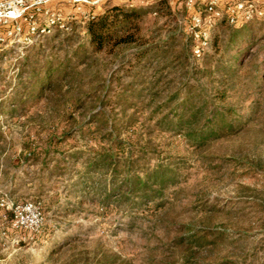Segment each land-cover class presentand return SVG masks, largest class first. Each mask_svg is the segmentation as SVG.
Listing matches in <instances>:
<instances>
[{"label": "rangeland", "instance_id": "obj_1", "mask_svg": "<svg viewBox=\"0 0 264 264\" xmlns=\"http://www.w3.org/2000/svg\"><path fill=\"white\" fill-rule=\"evenodd\" d=\"M149 1L134 5L148 9L143 41L160 52L141 63L136 46L96 51L89 43L88 15L117 0L62 4L54 12L74 18L71 31L33 44L25 29L9 35L12 24L0 25V264H264V20H256L257 43L243 57L241 81L226 89L242 128L193 147L162 130L161 112L152 115L144 102L155 90L167 97L188 79L203 83L207 60L194 58L188 13ZM224 31L213 28L202 54L215 53L213 41ZM37 59L60 69L55 87L24 84L22 72ZM134 81L142 86L130 89ZM100 113L106 124L94 118ZM113 123L125 148L100 141ZM109 148L120 160L145 152L146 167L163 163L174 171L173 184L157 198L125 200L117 182L107 197L110 171L81 175L85 159L64 154ZM59 157L64 171L52 175Z\"/></svg>", "mask_w": 264, "mask_h": 264}, {"label": "trees", "instance_id": "obj_2", "mask_svg": "<svg viewBox=\"0 0 264 264\" xmlns=\"http://www.w3.org/2000/svg\"><path fill=\"white\" fill-rule=\"evenodd\" d=\"M159 4L164 5V2H159ZM149 20V11L146 7L112 5L102 13L91 15L85 20L89 43L96 51L106 48L114 51L122 46H136L138 48L135 54L136 60L141 63L149 54L160 52L157 46L151 47L152 45L149 46L143 41L142 33ZM256 24L257 22L254 20L232 26L229 25L227 19L221 18L216 22L215 27H221L225 31L223 37H216L213 41L215 53L207 56L205 53H201L198 57L194 56L198 60L203 58L207 60L208 69L201 72L205 81L190 84L188 79L181 88L174 90L167 97H161L158 90L148 93L144 107L150 109L152 115L161 112L162 118L158 126L162 130L170 132L174 136H182L190 146L201 147L208 140L229 133L233 134L237 128H242V113L234 105L227 103L226 89L241 81L240 69L243 67V57L249 54V49L257 43L254 41L258 31ZM56 32L61 31L56 28L53 34ZM170 52L164 51L163 54L167 55ZM231 52L234 54L231 55ZM40 63L41 60L37 59L32 63L31 70L22 72L24 84L36 88L35 90L41 88L39 91L55 87L59 81L58 78H61L56 77L60 69L51 68L49 61H46L42 66ZM161 68L163 71L168 69L167 67ZM156 82V89H158L160 83ZM134 85L142 86L134 81L131 83L130 89ZM213 88L219 90V93H210ZM24 94L28 98L39 99L46 93H23V96ZM160 99H162L161 103L158 102ZM156 102L160 103L159 106L152 107ZM93 115L90 119L93 118ZM94 118L103 117L100 113L94 115ZM247 120L249 121V119L245 121ZM102 122L107 123L104 118ZM118 130L119 126L113 123L110 130L101 135L100 141L109 139L111 148L114 146L120 149L125 148L114 135ZM101 131L102 127L99 125L92 134L97 136ZM64 154L67 155L66 159H85L81 175L92 171L98 173L102 168L108 169L112 182L110 190L104 187L107 197L116 191L117 182L124 185L117 189L118 198L125 200L131 199L135 194H140L141 200L157 198L164 188L174 182L172 177L174 171L167 165L157 163L153 167H146L149 161L143 151H128L127 157L122 160L116 158L110 148L92 153L79 151ZM135 156H137L136 159H134ZM63 162L62 157H59L58 165L53 167L49 173L52 175L59 173L62 170L59 165L60 163L64 165Z\"/></svg>", "mask_w": 264, "mask_h": 264}, {"label": "built area", "instance_id": "obj_3", "mask_svg": "<svg viewBox=\"0 0 264 264\" xmlns=\"http://www.w3.org/2000/svg\"><path fill=\"white\" fill-rule=\"evenodd\" d=\"M56 1H67L75 7L87 2V0H0V25L12 24L9 35H20L25 29L28 44H33L42 36L52 34L56 28L61 32H70L74 18L65 19L61 14L48 8L49 3ZM192 6V1H189V10ZM41 17H44V24L39 22ZM221 18L227 19L229 25L234 26L242 22L264 20V10L256 2L248 0L229 2L222 8L217 0H210L203 12H191L187 28L198 43L194 49L197 57L208 46L210 33Z\"/></svg>", "mask_w": 264, "mask_h": 264}, {"label": "crops", "instance_id": "obj_4", "mask_svg": "<svg viewBox=\"0 0 264 264\" xmlns=\"http://www.w3.org/2000/svg\"><path fill=\"white\" fill-rule=\"evenodd\" d=\"M98 1L99 0H91V5H96V3H98ZM117 1L118 2H113L112 4H114V5H120V4H122V5H134L135 2H137L138 0H117ZM143 1H146L145 4L147 2H150L149 0H143ZM189 1H192V3H193L191 10H189V7H188ZM209 1L210 0H158L157 3H158V5H160L159 2H164V6L165 5L170 6V8L173 11L184 10L188 13L187 18H189V15L193 11L203 12L204 8L207 6ZM217 1L219 2V6L222 8L226 3L234 2V1H241V0H217ZM248 1L256 2L260 6L264 5V0H248ZM64 3H68V2L67 1L51 2V3H49L48 8L53 12L54 11L58 12L59 10H61V8L63 7L61 5ZM102 11H104V10L101 9L100 11L99 10L94 11V12L90 13L88 15V17H90L91 15H96V14L102 13ZM11 27H12V25H11Z\"/></svg>", "mask_w": 264, "mask_h": 264}]
</instances>
